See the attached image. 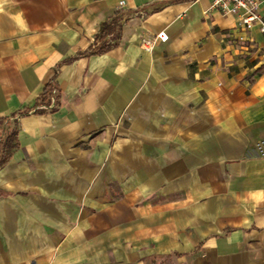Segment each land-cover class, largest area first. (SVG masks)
I'll use <instances>...</instances> for the list:
<instances>
[{"label": "crops", "instance_id": "obj_1", "mask_svg": "<svg viewBox=\"0 0 264 264\" xmlns=\"http://www.w3.org/2000/svg\"><path fill=\"white\" fill-rule=\"evenodd\" d=\"M210 3L0 0V264H264V33Z\"/></svg>", "mask_w": 264, "mask_h": 264}, {"label": "built area", "instance_id": "obj_2", "mask_svg": "<svg viewBox=\"0 0 264 264\" xmlns=\"http://www.w3.org/2000/svg\"><path fill=\"white\" fill-rule=\"evenodd\" d=\"M124 1L119 3L120 6ZM208 11H216L222 15H235L240 26H258L260 32L264 33V0H211ZM156 39L165 41L167 35L159 32L155 40H144L141 49L145 52H152ZM54 93V89L51 91Z\"/></svg>", "mask_w": 264, "mask_h": 264}, {"label": "trees", "instance_id": "obj_3", "mask_svg": "<svg viewBox=\"0 0 264 264\" xmlns=\"http://www.w3.org/2000/svg\"><path fill=\"white\" fill-rule=\"evenodd\" d=\"M119 29L115 19H112L110 22L103 25L101 28L100 34L101 36L111 35L113 40H117L119 38ZM117 42L115 41L112 44H106L97 48L96 51L91 54H100L109 51L112 46H115ZM56 88V83H48L46 84L43 92L40 94L38 99V105L42 103L48 104L50 100V93L53 89ZM18 143L16 142V130H13L12 133L6 137L4 140H0V167L9 160L11 157V152L14 148H16Z\"/></svg>", "mask_w": 264, "mask_h": 264}, {"label": "rangeland", "instance_id": "obj_4", "mask_svg": "<svg viewBox=\"0 0 264 264\" xmlns=\"http://www.w3.org/2000/svg\"><path fill=\"white\" fill-rule=\"evenodd\" d=\"M13 130L14 127L11 126V122H9L8 124L2 122L0 125V140L6 139V137L9 136Z\"/></svg>", "mask_w": 264, "mask_h": 264}]
</instances>
